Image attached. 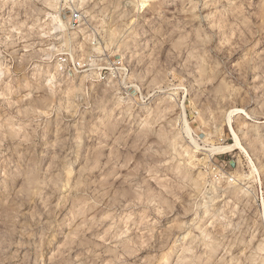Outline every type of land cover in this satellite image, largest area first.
Here are the masks:
<instances>
[{
  "label": "rangeland",
  "instance_id": "obj_1",
  "mask_svg": "<svg viewBox=\"0 0 264 264\" xmlns=\"http://www.w3.org/2000/svg\"><path fill=\"white\" fill-rule=\"evenodd\" d=\"M135 2L0 0V264H264V0Z\"/></svg>",
  "mask_w": 264,
  "mask_h": 264
},
{
  "label": "bare ground",
  "instance_id": "obj_2",
  "mask_svg": "<svg viewBox=\"0 0 264 264\" xmlns=\"http://www.w3.org/2000/svg\"><path fill=\"white\" fill-rule=\"evenodd\" d=\"M62 2H65V4L64 5H66V0H61ZM84 0H76V1H74V3L72 4V5H69L73 10H76V9H81V3L80 2H83ZM151 0H137V3L135 2V6L138 8V10H144L146 7H147V5H148V3L150 2ZM47 2H48V4H49V7H50V9L52 8V9H55L54 11L56 12V13H52V16L53 17H51L52 19V22H50L51 24L53 23V25H52V29H53V31H54V33L53 34H56V35H59V33H61V26H60V24H59V21L57 20V17L59 18V20L65 25V31L67 32V33H70V32H72L71 30H74V29H78V28H81L80 27V25L82 24V22L80 21L79 23V25L77 26V27H72L71 26V24L69 23V21H70V19H69V21L68 20H66L65 21V19H62L60 16H59V7H57L58 6V3H59V1L58 0H47ZM51 4V5H50ZM67 6V5H66ZM57 16V17H56ZM49 23V24H50ZM50 24V25H51ZM110 33V35H109V38H108V40L107 41H105V46H102L100 43H92L91 41H92V38H90V46H91V50H93V51H95V52H91L90 54H86V58L89 60L91 57H92V55L93 54H97V56H105V53L104 54H101L103 51H105V50H111L112 51V48H113V45H115L114 43H115V33H113V32H109ZM97 34V33H96ZM95 37H97V36H95ZM98 41H99V39H97ZM94 41V40H93ZM92 43V44H91ZM127 45V44H126ZM125 45H124V43L121 45V46H118V50L121 48H125L124 47ZM64 47H67V46H64ZM69 47V49H67L66 51L67 52H64V50L62 49V51H60V49H59V51L60 52H57V53H55V55H54V61L56 62V65L54 64V63H52V61H50L52 58H51V56L50 55H47V57L44 59V60H47V68H51V70H49V77H51L52 79H53V77H54V75H55V73H57L58 72V68L59 69H61V71H63V69H64V65H62V64H60V62H58V60H55V56H59V55H67L68 57H69V59H71L72 60V62L74 63L75 61H78L79 60V56L78 55H76L74 52H72V50H73V48H71L70 46H68ZM116 47V46H115ZM58 50V49H57ZM97 52V53H96ZM100 53V54H99ZM86 58H84V59H82V60H85ZM87 60V61H88ZM96 60H92V59H90V64H91V66H92V70H93V67L94 66H96L97 65V62H95ZM81 62V61H80ZM76 63V62H75ZM81 64V63H80ZM125 65V64H124ZM82 72H87V71H82ZM96 74V73H95ZM95 74L91 71L88 75H86V76H92L93 78H95L96 76H95ZM127 75V74H126ZM128 78H130V77H128V75L126 76V77H124V84H126V80L128 79ZM183 103V102H182ZM181 108V114H180V116L178 117V120L180 121V122H182V128H181V130H183L184 131V133H186V135L185 136H187V138L189 139V140H191V145H194L195 147H198V145L195 143V141L192 139V137L190 136V134H191V130H190V128H189V126H188V123H187V121H186V118H185V113H184V106H183V104L180 106ZM235 113V111H230L228 114H226V122H227V124H228V126H229V128L231 129V125H230V122H231V117H232V115ZM234 140H235V142L233 143V144H229V145H226V144H220V145H216V144H214V143H209L208 144V146H209V148L208 149H206V151L207 152H209V154L208 155H210V154H212V155H217V154H224V153H229V152H231V151H233V150H235L238 146H239V141H238V139L234 136ZM251 175H252V172L250 173V175H247V176H245V175H242V176H239V177H242V178H250L251 177Z\"/></svg>",
  "mask_w": 264,
  "mask_h": 264
},
{
  "label": "built area",
  "instance_id": "obj_3",
  "mask_svg": "<svg viewBox=\"0 0 264 264\" xmlns=\"http://www.w3.org/2000/svg\"><path fill=\"white\" fill-rule=\"evenodd\" d=\"M59 3H58V7L60 9V14L61 16H64L68 21L69 23L71 24L72 27H77L80 23V21H84V10L85 9H76V10H73L69 5H72L74 3V1L76 0H66V5L65 2H62L61 0H58ZM81 21V22H82ZM105 57V56H104ZM58 62H60V64L62 65H67L70 66L72 65L73 67H79V69H81L82 71H87V73H90L91 71L96 75H100L102 76L103 73H105L107 70H110V67L108 69V67H106L105 65L107 66H111V65H108L107 64V61L105 58H102V56H97V54H93L92 57L90 59L92 60H96L95 62H97V65L93 67V70L91 69L92 66L90 64V59L88 60L87 58L85 60H81L80 61H75L74 63L72 62L71 59H69V57L67 55H60L58 57ZM88 60V61H87ZM81 63V64H80ZM70 64V65H69ZM120 64V63H119ZM81 71V72H82Z\"/></svg>",
  "mask_w": 264,
  "mask_h": 264
}]
</instances>
